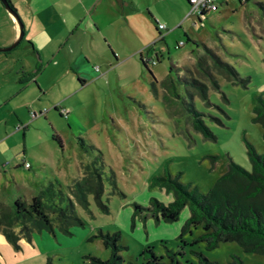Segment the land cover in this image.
Masks as SVG:
<instances>
[{
	"label": "rangeland",
	"instance_id": "1",
	"mask_svg": "<svg viewBox=\"0 0 264 264\" xmlns=\"http://www.w3.org/2000/svg\"><path fill=\"white\" fill-rule=\"evenodd\" d=\"M146 4L156 24L166 28L161 41L143 50L147 69L124 47L119 65L98 64L104 76L78 89L62 77L63 52H42L38 57L39 53L24 52L20 42L10 55L0 54V209L12 211L16 200L29 204L52 184L74 203L82 223L64 229L51 215L52 231L32 230L30 238L19 239L18 249L0 229V264H90L88 257L105 261L110 250L98 239L100 233H119L125 263L144 264L141 253L151 248L164 264H169L167 250L181 253L182 264H200L196 253L219 264H228L232 257L242 264H264L263 256L245 252L236 242L212 250H206L205 243L194 244L203 233L200 226H191L181 237L190 216L187 207L173 223H157L151 213H136L134 208L146 210L154 200H173L171 192L154 185L165 174L179 176L181 184L206 194L230 162L252 170L247 143L264 155V130L252 121L256 98H264V0L242 5L228 0L201 24L195 15L188 16L184 0ZM202 45L240 77L249 78L246 87L228 82L208 61L218 89L213 87L197 68ZM155 54L157 63L152 61ZM191 79L208 88L207 101L185 85ZM191 102L213 138L193 129L186 106ZM97 152L103 163L106 212L92 195L88 208H82L71 194L74 181L82 178ZM20 229L10 228L15 234Z\"/></svg>",
	"mask_w": 264,
	"mask_h": 264
},
{
	"label": "trees",
	"instance_id": "2",
	"mask_svg": "<svg viewBox=\"0 0 264 264\" xmlns=\"http://www.w3.org/2000/svg\"><path fill=\"white\" fill-rule=\"evenodd\" d=\"M7 1L10 7L15 10L11 2ZM248 1L250 0L238 2L242 5ZM261 8L264 10L262 5ZM197 19L200 22V18ZM202 48L204 54L197 59V68L210 78L213 87L218 89L216 82L209 74L208 61L217 73L222 74L228 82L246 87L249 78L240 77L233 67L223 62L209 48L204 45ZM141 62L143 67L147 69V63L142 59ZM149 75L151 76L150 72ZM185 85L195 88L203 101L208 100V88L203 83L191 79L185 81ZM186 106L192 119L193 129L201 133L204 138H213L210 129L202 119L203 115L195 110L192 102ZM54 109L57 110L56 107ZM252 121L264 130V98L260 96L256 98ZM53 139L59 138L54 135ZM79 145L84 147L81 140H79ZM247 151L252 163L250 172L230 162L228 171L216 181L206 194H201L196 189L191 190L190 187L181 184L178 180L179 176L172 178L169 174H165L156 178L154 185L171 192L173 200L169 203L154 200L151 208L146 210L134 205L135 212L147 211L152 214L157 223H173L178 220L181 211L187 207L190 216L182 227L181 237L189 231L191 226H200L203 233L193 243H205L206 250L215 249L221 243L236 242L245 252L264 257V155L257 154L254 147L248 143ZM97 153L99 156L86 166L82 178L74 181L71 194L74 201L82 208H88V197L92 195L98 207L106 212L107 206L102 203L103 181L101 171L103 163L101 154ZM112 184L115 185L114 182ZM65 201V206H62ZM51 215L56 216L54 218L56 219L55 223L64 229L69 226H82L75 214L74 203L68 198L64 199L63 194L56 191L52 184H49L32 198L29 204L16 200L12 211L2 212L0 209V229H2L1 232L6 240L14 245L15 249H18L16 244L19 239L21 237L30 238L32 230L48 229L52 231L54 219H50ZM13 225L20 226L19 234L10 230ZM119 237V233L113 235L100 233L98 239L101 240L106 249L110 250V257L105 261L88 257L90 264H132L125 263L120 255L123 247L119 244ZM181 255V253L167 250L169 264H182L178 259V256ZM195 255L200 264H219L209 262L201 254L196 253ZM141 258L144 264H164L163 258L157 257L151 248L145 249L141 253ZM46 264L51 263L47 261ZM228 264L242 263L238 258L232 257Z\"/></svg>",
	"mask_w": 264,
	"mask_h": 264
},
{
	"label": "crops",
	"instance_id": "3",
	"mask_svg": "<svg viewBox=\"0 0 264 264\" xmlns=\"http://www.w3.org/2000/svg\"><path fill=\"white\" fill-rule=\"evenodd\" d=\"M9 1L23 25L24 52L39 53L38 57H42V52H63L62 77L78 89L104 76L98 64L119 65V53L124 52V47L138 55L141 65V59L147 63L144 48L164 37L147 0ZM149 20L154 24L152 29ZM57 26H61V32H57ZM18 35L16 22L0 2V48L11 46ZM132 40L139 45L131 44ZM57 41L59 45L54 46ZM0 54L8 56L10 52ZM157 58L155 54L152 60L157 63ZM29 77L36 82L35 76Z\"/></svg>",
	"mask_w": 264,
	"mask_h": 264
},
{
	"label": "built area",
	"instance_id": "4",
	"mask_svg": "<svg viewBox=\"0 0 264 264\" xmlns=\"http://www.w3.org/2000/svg\"><path fill=\"white\" fill-rule=\"evenodd\" d=\"M186 1L189 4L188 16L195 15L197 18H200L199 23L201 24L207 14L217 12L220 5L223 4L227 5L228 0H186ZM237 1L242 2L244 0H237ZM157 28L161 32L166 31L164 25H158ZM60 113L65 115V113L63 112Z\"/></svg>",
	"mask_w": 264,
	"mask_h": 264
},
{
	"label": "water",
	"instance_id": "5",
	"mask_svg": "<svg viewBox=\"0 0 264 264\" xmlns=\"http://www.w3.org/2000/svg\"><path fill=\"white\" fill-rule=\"evenodd\" d=\"M1 4L3 5L4 9L6 10V12L14 19V21L16 22L18 28H19V35L17 37V39L15 40V42L7 47V48H0V53H9L12 50H14L19 43L21 42L22 38H23V25L21 23V20L17 14V12L15 10H13L10 5L9 2L7 0H0Z\"/></svg>",
	"mask_w": 264,
	"mask_h": 264
}]
</instances>
